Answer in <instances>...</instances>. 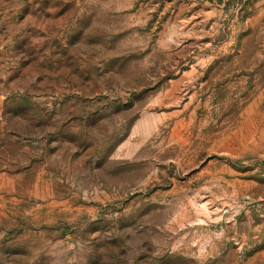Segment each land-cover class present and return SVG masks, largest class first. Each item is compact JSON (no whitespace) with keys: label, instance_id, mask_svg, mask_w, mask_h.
Here are the masks:
<instances>
[{"label":"rangeland","instance_id":"obj_1","mask_svg":"<svg viewBox=\"0 0 264 264\" xmlns=\"http://www.w3.org/2000/svg\"><path fill=\"white\" fill-rule=\"evenodd\" d=\"M0 264H264V0H0Z\"/></svg>","mask_w":264,"mask_h":264}]
</instances>
